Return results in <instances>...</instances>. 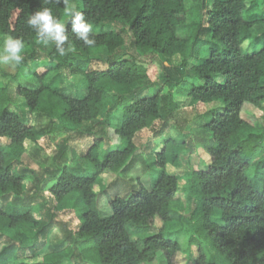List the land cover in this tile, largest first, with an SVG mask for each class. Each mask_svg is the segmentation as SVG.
I'll return each mask as SVG.
<instances>
[{
  "label": "trees",
  "instance_id": "obj_1",
  "mask_svg": "<svg viewBox=\"0 0 264 264\" xmlns=\"http://www.w3.org/2000/svg\"><path fill=\"white\" fill-rule=\"evenodd\" d=\"M72 1L92 24L90 37L95 45L88 47L76 39L68 16L66 54L60 56L53 44L46 54L45 69L33 74L38 84L16 87L23 107L46 117L47 125L37 129L29 124L25 114L10 109L8 96L0 93V199L5 203L8 198L14 199L10 208L13 216L3 224L5 230L35 224L21 198L27 173L33 178L35 196L48 191L57 203L76 196L83 204L78 224L74 231H67L65 240L46 247L36 244V234L29 235L34 242L23 256L35 262L19 264H150L157 255L162 264H176L181 246L165 238L163 230L173 220L171 203L179 181L169 166L177 165L184 141L178 145L167 139L155 156L159 171L150 187L139 185L126 199L113 198L109 215L101 216L95 209L92 191L105 172L130 171L138 133L146 130L152 132V138L160 139L176 119V106L169 94H163L168 85L175 87L176 93L182 90L192 103L214 104L203 114L206 120L201 125L210 139L204 146L209 164L187 175V192L195 205L188 221L196 220L202 243L208 248L204 250L201 243L191 239L190 245L196 243L198 247L192 264H264V152L258 149L264 143V32L254 34L256 23L244 19L247 0H199V21L186 39L177 36V30L187 26L185 0H0V35L20 38L24 49H33L38 42L35 31L27 25L29 16L46 7L62 20L65 6L71 7ZM105 23L126 26L131 46L159 62L180 56L183 64L194 57L196 63L188 70L193 82L173 79L176 69L154 60L144 62L133 55L118 54L125 38L121 32L104 28ZM94 49H104L108 57L92 58ZM29 58L33 59L32 55ZM53 68L82 76L84 92L72 96L54 79L46 80ZM161 75L164 84L156 87ZM109 98L118 101L122 112L118 128L98 120ZM246 106L261 112L259 129L243 117ZM64 123L86 127L82 134L92 138V145L82 157L92 165V174L79 175L66 165L65 147L57 151L53 168L40 172L22 169V174H16L25 142L53 134ZM260 130L262 133L254 138V132ZM111 135L118 140L114 148L108 143ZM101 144L104 153L99 158L95 154ZM124 145L122 150L118 148ZM252 166L254 184L247 176ZM6 212L0 208V215L7 216ZM55 217L47 211V222L39 224L38 233L52 230ZM157 219L162 227L156 234L140 242L131 240L128 227L147 230Z\"/></svg>",
  "mask_w": 264,
  "mask_h": 264
},
{
  "label": "rangeland",
  "instance_id": "obj_2",
  "mask_svg": "<svg viewBox=\"0 0 264 264\" xmlns=\"http://www.w3.org/2000/svg\"><path fill=\"white\" fill-rule=\"evenodd\" d=\"M185 4L187 10V26L177 30V36L181 39L188 38L190 31L197 25L200 17L199 0H185ZM247 4L244 19L256 23L252 28L254 34L263 33L264 0H247ZM74 6L75 2L72 1L71 7ZM67 17L68 15L65 13L61 21L65 23ZM104 28H112L115 31L121 32L124 36L125 44L117 51L118 54L133 55L144 62L154 60L159 65L168 69H176V74L173 79L175 78L176 80L179 77L186 83L193 82V78L188 70L196 63L194 57L188 59L183 64L182 57L180 56H175L171 60L161 59L159 62L158 59H154L150 55L141 54L131 46V36L123 24L116 23L111 25L110 23H105ZM4 38L0 35V44H2ZM52 45L53 43H50L48 46L38 43L33 49H24V59L19 65L0 63V88H4V90H0L1 95L8 96L9 108L19 115L25 114L29 124L35 126L37 129L45 127L48 119L43 115L39 117L36 113L28 112L16 96V87L19 84L33 87L38 84L36 76L33 74L35 71L45 69L47 63L46 54ZM203 51L201 56L205 53V50ZM31 55L33 59L29 58ZM90 56L98 60H103L108 57L104 49H94L91 51ZM93 65L95 66V64ZM51 79H54V83L58 87L72 96H80L84 92L86 85L82 76H70L62 69L54 70L53 68L46 80ZM163 84L164 78L161 75L156 82V87H162ZM164 93L169 94L170 102L176 106L177 110L175 112L176 119L171 122L170 127L166 130L163 137L154 139L152 138V132L146 130L138 133L134 140L137 148L135 163L130 171L127 174L105 172L97 179L92 191L95 194V209L101 216L109 215L112 211L110 201L113 198L126 199L128 195L138 189L139 185H143L147 189L150 187L151 181L156 178L159 171V168L154 165L155 156L162 151L165 145L164 142L167 139L173 140L178 145L184 141V148L182 147L183 149L179 150L177 165L175 167L169 166V171L176 173L179 181L175 200L171 203V216L173 220L163 230V236L171 240H176L181 246L182 251L177 255L176 264H192L191 259L197 256L198 247L196 243L190 245V240L193 239L201 243L204 250H208V248L202 243L203 237L198 231L196 220L194 219L191 223L188 221L194 211L195 205L187 192V175L191 170H203L209 164L210 158L205 152L204 146L207 145V141L210 139L209 135L202 130L201 125L206 120V116L203 114L211 110L214 104L192 103L182 90H178L176 93L175 87L170 85L164 88ZM121 114L122 112L118 101L109 98L104 101L98 120L109 123L112 128H118L121 123ZM243 117L249 120L255 128L259 129L261 126V112L255 107L246 106ZM158 125L159 123L155 126L158 127ZM85 128V126L64 123L60 125L59 131L53 134L40 135L35 142L26 141L23 154L20 156V164L14 169V172L20 175L22 174V169L37 172L51 169L55 165L54 159L57 151L65 147L67 153L66 165L69 164L79 175L87 176L92 174V165L87 163L82 157L88 150L89 145H92V138L82 134ZM254 133L255 138L262 132L260 130ZM2 141L4 142L5 140ZM109 141L108 143L112 148L118 144V140L113 135L110 136ZM125 145L118 148L122 150V147H125ZM261 145L258 146V149L264 152V143H261ZM103 146L101 144L95 156L101 158L104 153ZM73 156L74 160H71ZM259 159H255V162ZM255 175L254 166H252L247 172V176L251 179L252 184L255 182ZM50 185H52L51 182H49L48 186L50 187ZM23 189L24 192L21 198L30 209V215L35 221V224L29 226H11L5 230L3 224L10 222L13 216L10 208L14 199L8 198L6 203L0 199V208H4L8 212H6L7 216L0 215V231L3 230V232H0V234L2 233L0 238V264L35 262L33 259L29 260L23 256L24 253H28L27 247L34 242L32 238H29V235L36 234L35 242L37 245L46 244V247L55 245L65 240L67 231L75 230L78 224V216L82 213L83 204L77 200L76 196H71L61 203L55 202L48 191L41 192L35 196L33 178L28 173L25 174ZM6 205L9 206L6 207ZM47 211H50V214H56L55 220L52 221L54 228L52 230H41L38 233V229L40 228L39 224H45L47 222ZM161 227L162 223L157 219L154 226L150 229L140 230L128 227V233L132 241L140 242L144 238L156 234ZM8 246L9 248H7ZM75 253L77 252L75 251ZM73 262L74 264L76 263L75 261ZM162 263V258L157 255L150 264Z\"/></svg>",
  "mask_w": 264,
  "mask_h": 264
},
{
  "label": "clouds",
  "instance_id": "obj_3",
  "mask_svg": "<svg viewBox=\"0 0 264 264\" xmlns=\"http://www.w3.org/2000/svg\"><path fill=\"white\" fill-rule=\"evenodd\" d=\"M65 12L71 18L69 24L76 39L82 41L85 46H94L96 41L90 37L92 24L85 18L84 13L67 5ZM27 25L35 31L38 43L44 46L53 43L60 56L66 54L68 49L65 45L69 41L68 25L54 16L50 8L44 7L33 12L27 19ZM24 48L25 43L22 39L6 35L0 44V63L21 64L24 59Z\"/></svg>",
  "mask_w": 264,
  "mask_h": 264
}]
</instances>
